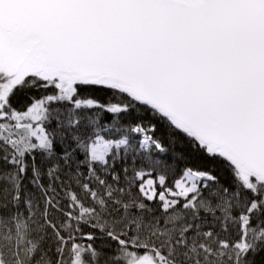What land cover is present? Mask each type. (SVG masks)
<instances>
[{"label":"snow or ice","instance_id":"snow-or-ice-1","mask_svg":"<svg viewBox=\"0 0 264 264\" xmlns=\"http://www.w3.org/2000/svg\"><path fill=\"white\" fill-rule=\"evenodd\" d=\"M0 264H264V0H0Z\"/></svg>","mask_w":264,"mask_h":264}]
</instances>
